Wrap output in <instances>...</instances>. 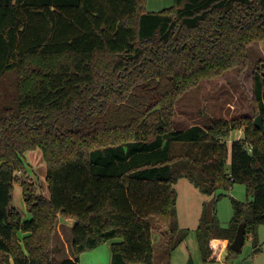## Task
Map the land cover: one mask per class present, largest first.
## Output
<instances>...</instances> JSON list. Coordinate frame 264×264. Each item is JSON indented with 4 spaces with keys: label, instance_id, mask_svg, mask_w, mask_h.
<instances>
[{
    "label": "trees",
    "instance_id": "1",
    "mask_svg": "<svg viewBox=\"0 0 264 264\" xmlns=\"http://www.w3.org/2000/svg\"><path fill=\"white\" fill-rule=\"evenodd\" d=\"M146 0H0V252L3 264H80L111 243L109 264H155L153 233L168 252L180 227L176 183L208 198L196 228L202 261L228 253L240 224L259 251L264 224V70L254 74V114L175 125V106L202 81L248 66L264 40V0H175L148 12ZM242 138L228 143L232 131ZM39 149L48 196L17 172ZM230 158V171L227 162ZM228 226L217 203L234 184ZM22 187L29 220L13 204ZM74 220L72 257L55 258L59 217ZM164 264H170L166 258Z\"/></svg>",
    "mask_w": 264,
    "mask_h": 264
},
{
    "label": "rangeland",
    "instance_id": "2",
    "mask_svg": "<svg viewBox=\"0 0 264 264\" xmlns=\"http://www.w3.org/2000/svg\"><path fill=\"white\" fill-rule=\"evenodd\" d=\"M175 0H146L145 9L148 12H160L173 7ZM248 66L244 70L230 69L214 80L202 81L199 86L185 92L175 106V125L186 128L193 124H207L216 116L232 117L238 115L252 116L254 114L253 85L254 74L258 69L264 70V40L252 44L248 50ZM264 72V71H263ZM240 130H234L228 143L234 139L242 138ZM23 158L26 162L24 171L17 172L20 178L32 182L36 190L48 196L46 183V164L39 149L27 151ZM231 160L228 159L227 170L230 171ZM177 190V210L180 227L189 229L187 239L172 252H168L164 241L157 233H153L155 240L154 263L160 264L166 258L170 264H189L193 259L194 264H202V254L197 239L196 228L202 212L203 202L208 198L188 178L182 177L175 185ZM217 203L218 217L223 226H228L233 215L231 196L246 202L251 199L247 195L244 184L236 183L225 192ZM13 204L22 213L23 218L29 220L32 214L27 210L22 193V187L15 185L13 190ZM73 220L59 217L57 228L53 236V252L55 258L68 257L70 252L71 230ZM258 239L264 256V224L257 228ZM111 241L108 240L99 246L79 254L81 264L109 263L111 261ZM0 252V264H3ZM253 253L252 238L245 239L241 252L230 254L228 264H237L236 260L247 257L251 259ZM108 256V257H107ZM264 264L263 257L257 259ZM108 261V262H107ZM165 263V261H163ZM241 263V262H240ZM209 264H218L212 262ZM247 264V263H245Z\"/></svg>",
    "mask_w": 264,
    "mask_h": 264
},
{
    "label": "crops",
    "instance_id": "3",
    "mask_svg": "<svg viewBox=\"0 0 264 264\" xmlns=\"http://www.w3.org/2000/svg\"><path fill=\"white\" fill-rule=\"evenodd\" d=\"M240 131L243 132L242 130H240ZM230 138H231V136H230ZM202 209H203V206H202ZM73 225H74V220H73ZM110 241L113 242L115 240H110ZM216 244H217V248H218V254H217V258H216L215 262L218 263V264H228V260H229V257H228L229 256V253H228L229 240L228 239L218 240V241H216ZM253 253H254V247H253ZM262 253H263V250L261 248V245L259 244V251L257 253H254L255 255L252 256L251 259H247V257H246V258H244L242 260H239V261L237 259L236 262H237V264H245V263H247V264H261L260 262H258L257 259H259L260 257H263V259H264V256H260ZM111 254H112V252H111ZM68 257H72V255L71 254L68 255ZM111 258H112V255H111ZM109 263H99V264H109ZM80 264H81V261H80ZM160 264H164L163 261ZM202 264H205V263L202 262Z\"/></svg>",
    "mask_w": 264,
    "mask_h": 264
},
{
    "label": "water",
    "instance_id": "4",
    "mask_svg": "<svg viewBox=\"0 0 264 264\" xmlns=\"http://www.w3.org/2000/svg\"><path fill=\"white\" fill-rule=\"evenodd\" d=\"M254 123L257 128L264 130L263 118L260 114L255 118ZM245 236H246V224L242 223L239 225L235 238L230 244L231 249H233L236 252H241L245 242ZM189 264H194L192 258L190 259Z\"/></svg>",
    "mask_w": 264,
    "mask_h": 264
}]
</instances>
